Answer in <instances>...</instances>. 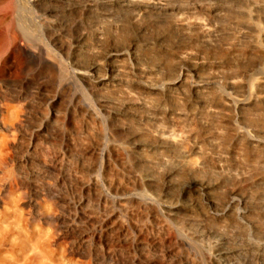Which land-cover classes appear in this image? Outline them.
<instances>
[{
	"label": "rangeland",
	"instance_id": "374dc122",
	"mask_svg": "<svg viewBox=\"0 0 264 264\" xmlns=\"http://www.w3.org/2000/svg\"><path fill=\"white\" fill-rule=\"evenodd\" d=\"M0 19V64L23 53L0 79V264H264V0Z\"/></svg>",
	"mask_w": 264,
	"mask_h": 264
},
{
	"label": "bare ground",
	"instance_id": "6f19581e",
	"mask_svg": "<svg viewBox=\"0 0 264 264\" xmlns=\"http://www.w3.org/2000/svg\"><path fill=\"white\" fill-rule=\"evenodd\" d=\"M3 1V0H2ZM63 1V0H62ZM4 3V2H3ZM2 3V4H3ZM5 4V3H4ZM7 4V3H6ZM185 16V15H184ZM4 19V18H3ZM3 19H0L1 21L0 22H4V20ZM2 22V23H3ZM193 22V23H192ZM193 24V26H195V27H197L201 32H202V34H203V36H202V40L203 41H205L206 43H208V44H211V39L213 38V37H217V35L219 34V30H217V29H215L212 25H202V24H200L196 19H193V21L192 20H188L187 18L185 19V18H182L181 16L180 17H178V19H177V24H178V26H183V27H185V26H188V25H190V24ZM14 32V31H13ZM15 33V32H14ZM183 33V32H182ZM234 34H236V35H240L241 34V32H235ZM14 44H13V47H12V49H11V51L9 52V54L7 55V58L6 59H4L3 61H2V63L0 64V79H1V77H3L4 76V74H5V72H6V68H5V65H6V63L9 61V60H12L16 65L17 64H19L20 62H21V60H22V58H23V53H22V51H21V49H20V46H21V44L19 43V40L18 41H16V39H15V37H14ZM236 40V39H235ZM2 41V40H1ZM11 43V42H10ZM12 44V43H11ZM23 46V45H22ZM28 51V50H27ZM29 52L31 53V55H33V56H35L36 57V54L38 53V52H36V50H34V49H29ZM24 61V60H23ZM43 62H44V60H43ZM7 73V72H6ZM148 121L149 122H153V123H155V124H157L158 123V119L156 118V117H148ZM160 125V124H159ZM156 132H157V136L158 137H160V138H162V137H164V136H166V135H168V136H170L171 135V132L169 131V130H165L164 128H161V127H159V126H157V128H156ZM172 141V140H171ZM237 172H235V175H238V174H236ZM234 175V171H233V176H235ZM236 177V176H235Z\"/></svg>",
	"mask_w": 264,
	"mask_h": 264
}]
</instances>
